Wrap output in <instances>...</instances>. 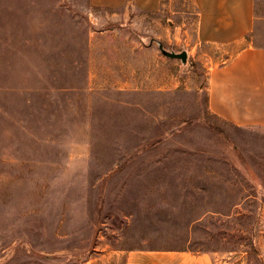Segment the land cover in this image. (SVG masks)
I'll return each instance as SVG.
<instances>
[{
  "label": "rangeland",
  "instance_id": "obj_1",
  "mask_svg": "<svg viewBox=\"0 0 264 264\" xmlns=\"http://www.w3.org/2000/svg\"><path fill=\"white\" fill-rule=\"evenodd\" d=\"M255 16L264 47V0ZM197 25L192 0H0V264L154 249L264 264V130L211 114L208 72L231 52L200 46Z\"/></svg>",
  "mask_w": 264,
  "mask_h": 264
},
{
  "label": "crops",
  "instance_id": "obj_2",
  "mask_svg": "<svg viewBox=\"0 0 264 264\" xmlns=\"http://www.w3.org/2000/svg\"><path fill=\"white\" fill-rule=\"evenodd\" d=\"M164 0H90L92 7L116 11H160ZM197 11V42L223 49L229 57L207 77L213 116L243 129L264 130V47L249 43L256 0H192ZM204 45V46H203ZM207 50V49H205ZM127 264H217L215 254L188 249L126 251Z\"/></svg>",
  "mask_w": 264,
  "mask_h": 264
},
{
  "label": "water",
  "instance_id": "obj_3",
  "mask_svg": "<svg viewBox=\"0 0 264 264\" xmlns=\"http://www.w3.org/2000/svg\"><path fill=\"white\" fill-rule=\"evenodd\" d=\"M153 45H156L160 50V52L171 60H181L183 64H186L188 61L189 54L186 50H183L181 52L168 50L161 41L156 39L150 40L149 46H153Z\"/></svg>",
  "mask_w": 264,
  "mask_h": 264
}]
</instances>
